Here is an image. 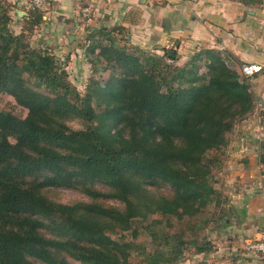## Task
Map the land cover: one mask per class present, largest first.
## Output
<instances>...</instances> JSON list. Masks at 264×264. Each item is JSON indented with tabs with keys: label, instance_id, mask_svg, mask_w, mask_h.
Listing matches in <instances>:
<instances>
[{
	"label": "trees",
	"instance_id": "trees-1",
	"mask_svg": "<svg viewBox=\"0 0 264 264\" xmlns=\"http://www.w3.org/2000/svg\"><path fill=\"white\" fill-rule=\"evenodd\" d=\"M12 7L0 0V93L27 113L0 110V264H132L137 249L144 255L139 264H175L187 246L211 251V241L196 236L215 220L208 210L226 202L212 168L227 134L256 102L236 58L201 47L179 64L177 40L147 51L126 34L120 43L117 28L88 29L86 54L109 71L82 94L66 65L29 43L43 11L29 8L13 30ZM161 185L171 191L157 192ZM62 188L88 200L58 201ZM153 215L186 220L190 233L159 235L160 221L143 224ZM139 227L154 243L162 239L164 249L145 252L135 241ZM124 231L130 240L112 237Z\"/></svg>",
	"mask_w": 264,
	"mask_h": 264
},
{
	"label": "crops",
	"instance_id": "crops-1",
	"mask_svg": "<svg viewBox=\"0 0 264 264\" xmlns=\"http://www.w3.org/2000/svg\"><path fill=\"white\" fill-rule=\"evenodd\" d=\"M9 1L14 5L10 16L19 29L21 17L27 15L30 6L26 0ZM81 3L92 6L93 19L88 24L78 17ZM42 9V22L34 30L41 37L42 45L58 55L61 49L64 52L67 48V54L76 55L80 39L81 48L89 42L88 28H119L132 44L144 50L159 52L177 40L179 64L204 47L232 54L238 70L245 63L261 66L260 71L249 77L259 106L236 129L233 136L240 143L235 147L237 141H232L229 147L232 160L225 162L226 179L221 180L228 187L225 198L236 221H226L221 234H230L233 240L228 237L227 243L220 244V250L210 254L207 261L209 264H264V254L245 258L241 249L236 251L241 248L243 238L264 227V175L261 173L264 159L259 157L260 143L264 149V117L259 114L264 110V0L255 6L232 0H46ZM19 11L24 14L19 15ZM65 39L67 43L63 46Z\"/></svg>",
	"mask_w": 264,
	"mask_h": 264
},
{
	"label": "rangeland",
	"instance_id": "rangeland-1",
	"mask_svg": "<svg viewBox=\"0 0 264 264\" xmlns=\"http://www.w3.org/2000/svg\"><path fill=\"white\" fill-rule=\"evenodd\" d=\"M83 4V3H81ZM85 5H90L89 3H85L83 5H81L80 7L82 8ZM91 6V5H90ZM32 8V7H30ZM81 8H79V13H78V17L80 18L81 22L83 23L84 21L81 19ZM39 9L41 11H43L42 8H36ZM92 19H93V15H92ZM14 23V19H12V23L10 25L11 29H15V26L13 24ZM85 24H88L86 22H84ZM88 28V26H86ZM37 29H39L37 27ZM89 29V28H88ZM36 30V29H35ZM35 30H33L31 33H27L28 39H29V43L32 47L34 48H43V47H47V46H43L42 45V39L40 36H38V32H35ZM118 30V31H116ZM114 31V36L116 37V39L119 40L120 43H123L122 38L125 36V31H123L122 29H116ZM79 40V39H78ZM81 39L80 42L78 43V52L76 53V55L73 54V56H70V54H67V50L68 48L63 52V50L61 49V55L55 54V51L53 52V49L50 47H47L48 50L55 55V57L58 59V61L61 63V65H66V69L68 71L69 74V80L72 84H74L76 86V88L79 90L80 93H84L86 85L89 84L92 81H103L108 77V71L109 70H104L105 65L100 63V62H96L90 59L91 55H87L90 54V50H87V44H89V42L86 44L84 43L83 48H81ZM67 40L65 39L63 42V46L66 45ZM85 48V49H84ZM75 51L71 50V53ZM150 51V50H147ZM86 52H88L86 54ZM258 102H255V107L252 113L255 112V109L258 107ZM0 110H4V111H8L13 113L16 116L19 117H24L27 113V110L25 107H23L21 104H19L12 96L6 94V93H0ZM251 113V114H252ZM250 114V115H251ZM260 117L263 119L264 117V110L260 111ZM249 115V116H250ZM248 116V117H249ZM247 117V118H248ZM245 120V119H244ZM243 120V121H244ZM242 122V121H241ZM241 122L237 123L233 130L227 134V145L225 147L222 148V150H220L219 152H221V156L219 154V156L221 157V162L219 165L217 166H213L212 171L214 174V178H213V186L220 192V199H225V203L221 206V208L218 210L217 208H211L207 215L209 217H214L215 220L214 221H209L207 223V226L201 230L198 231L197 236H199L200 240L202 236H206L207 240H210L213 248L211 251L207 252V253H196L195 252V248L193 246H187L184 251H183V256L182 258L175 262V264H209V262L207 261V258L210 257V254L215 253L216 250H220V244L222 243H227V241L229 240L228 237H232L230 234H221L222 233V228L225 225L226 221L227 222H235V217L233 215V212L231 213V209L228 208V204L229 201L227 198H225L228 194V187L224 186V182L221 183V180H225L226 176L225 173L223 172L225 165V162L232 160L231 157V152L229 151V147L231 146L232 141H237L236 144H234V146L236 147L240 141L239 138L234 137L233 135L235 134L236 129L238 128V126L241 124ZM67 124L72 127V128H79L81 126V122H79V120H69L67 121ZM233 146V147H234ZM262 146V148H261ZM260 148L262 149V153L259 154V157H262V160L264 159V149H263V145H261L260 143ZM217 152V153H219ZM234 159V158H233ZM261 173L262 175H264V168H261ZM238 178L240 179V176H238ZM236 181L235 178H233L232 181ZM231 181V182H232ZM229 183V182H228ZM223 184V185H222ZM99 188H102L101 185H98ZM157 192L160 193H164V194H168L171 189L169 186L167 185H161L156 189ZM56 200L61 201V202H73L75 200H83L86 201L88 200V197L81 192L80 190H76V189H72V188H62L59 189L56 197ZM107 204L109 205H115L117 207H122V203L119 201H115V200H107L106 201ZM229 209V210H228ZM213 213V215H212ZM216 217H215V215ZM221 216V218L219 219L218 217ZM154 220H158L160 221L159 224L156 225L155 230L158 231L157 233L159 235H163L164 233H171V234H177V233H183L184 237H186V235H188L190 232L188 231L190 226L186 224V220L183 221H179L177 220L175 217H171L169 218V222H166V219L163 218L162 216L159 215H153L148 221L144 222L143 224H147L150 221H154ZM168 223V224H167ZM145 227V226H144ZM120 235H124L126 239L130 240L131 239V235L129 231H124V232H120V233H115L112 235V237H119ZM230 235V236H229ZM220 236H223V238L220 239V241L218 240L220 238ZM151 235L149 234V231H147L145 228L143 227H139V234L138 237L136 238V243H138L139 245L143 246L145 249V252H149L155 249H164V247L162 246V239L160 240V245L158 244L159 242L157 241L156 243H154L152 240ZM245 238H243V240L241 241L243 244ZM231 240H233L231 238ZM217 241V243H216ZM218 244V246H217ZM239 249L241 254L245 257V258H251L253 256L256 257H260L263 254L260 255H254L251 253H248L246 251H244L243 246H241V248L236 249V251H238ZM144 255L140 254V250L137 249L134 254L131 255V261L132 264H139L142 260V257ZM143 261V260H142ZM213 263V262H212ZM34 264H45L43 262L40 261H34ZM71 264H78L77 262L73 261L71 262ZM230 264V263H229Z\"/></svg>",
	"mask_w": 264,
	"mask_h": 264
},
{
	"label": "built area",
	"instance_id": "built-area-1",
	"mask_svg": "<svg viewBox=\"0 0 264 264\" xmlns=\"http://www.w3.org/2000/svg\"><path fill=\"white\" fill-rule=\"evenodd\" d=\"M194 1V0H193ZM27 4L33 8H43L46 4V0H26ZM93 9L90 5H85L81 8V19L90 23L92 21ZM170 62V60H168ZM261 66L258 64L245 63L240 65L239 70L244 76H251L254 73L260 71ZM244 251L260 255L264 254V227L255 232L251 236L247 237L243 241Z\"/></svg>",
	"mask_w": 264,
	"mask_h": 264
},
{
	"label": "water",
	"instance_id": "water-1",
	"mask_svg": "<svg viewBox=\"0 0 264 264\" xmlns=\"http://www.w3.org/2000/svg\"><path fill=\"white\" fill-rule=\"evenodd\" d=\"M23 14H24L23 12L19 11V15H23ZM164 23H165L166 27L169 28V27H168V26H169L168 21L165 20Z\"/></svg>",
	"mask_w": 264,
	"mask_h": 264
}]
</instances>
